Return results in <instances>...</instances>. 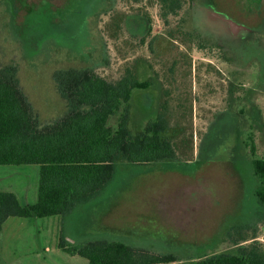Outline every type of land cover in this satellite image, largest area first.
<instances>
[{"label": "rangeland", "instance_id": "obj_1", "mask_svg": "<svg viewBox=\"0 0 264 264\" xmlns=\"http://www.w3.org/2000/svg\"><path fill=\"white\" fill-rule=\"evenodd\" d=\"M69 1L0 0V72L19 80L45 127L67 110L58 73L93 70L113 81L133 70L152 85L133 91L129 127L140 134L166 109L177 158L121 157L95 197L57 216L59 235L77 245L122 240L176 262L264 248L253 164L264 157V0ZM225 117L243 122L256 152L243 144L239 161L217 160L229 139L218 143L211 131ZM45 240L36 242L43 254Z\"/></svg>", "mask_w": 264, "mask_h": 264}, {"label": "trees", "instance_id": "obj_2", "mask_svg": "<svg viewBox=\"0 0 264 264\" xmlns=\"http://www.w3.org/2000/svg\"><path fill=\"white\" fill-rule=\"evenodd\" d=\"M59 88L67 103L66 114L41 127L19 80L0 72V165L40 166L39 198L23 204L13 191H0V239L11 216L57 217L77 203L95 197L114 177L118 160L150 163L177 158L172 139L165 136L171 120L163 109L144 132L129 127V101L135 88H145L129 69L119 80H108L93 70L69 69L58 73ZM123 112L117 127L112 115ZM166 108V107H165ZM254 151L256 148L253 146ZM264 203V158L254 157ZM61 249L86 257L90 264H264L259 243L237 253L220 252L196 262H176V255L139 248L122 240L96 239L83 245L59 235Z\"/></svg>", "mask_w": 264, "mask_h": 264}, {"label": "crops", "instance_id": "obj_3", "mask_svg": "<svg viewBox=\"0 0 264 264\" xmlns=\"http://www.w3.org/2000/svg\"><path fill=\"white\" fill-rule=\"evenodd\" d=\"M58 94L63 99L62 93L58 91ZM39 179L40 166L37 164L0 165V191L15 192L23 204H32L38 200ZM60 222V217H9L0 239V264H12V261L15 264H90L86 257L71 254L59 247ZM42 239H46L41 244L46 254L37 249L36 242Z\"/></svg>", "mask_w": 264, "mask_h": 264}, {"label": "flooded vegetation", "instance_id": "obj_4", "mask_svg": "<svg viewBox=\"0 0 264 264\" xmlns=\"http://www.w3.org/2000/svg\"><path fill=\"white\" fill-rule=\"evenodd\" d=\"M52 1L53 2H57V0H52ZM68 2H70V1L68 0ZM68 2H67V0H63V4H61V5H65ZM99 17L100 16H97L96 18L98 19ZM132 72L139 79L137 73L135 71H133V70H132ZM139 80L142 81V82H144V81L148 82V86L145 87V88L137 87L135 89H147V88H150L151 85H152V81L151 80H141V79H139ZM163 106H166V105H163ZM231 129H234V135L232 136L233 137L232 140L229 137ZM245 129L246 128H245L243 122L241 123L239 121V123H237L236 120H234L232 117H225V118L219 119L218 121H215L213 123V128H212V131H211V135H212L213 139L215 141H218V143H220V141H221L222 144L227 139H229L227 144L225 145L226 153L224 152L223 153L224 155L219 157V159H217V160H219L220 162L221 161H224V162H235L236 161L237 162V160L238 161L240 160V158L238 157V152L243 148V144L246 147H251L252 149H253V146L256 148L255 139L253 138V134L252 133L251 134L247 133V137L244 138ZM262 158H264V157H262ZM253 164H254V159H253ZM254 171H255V166H254ZM255 174H256V172H255Z\"/></svg>", "mask_w": 264, "mask_h": 264}]
</instances>
